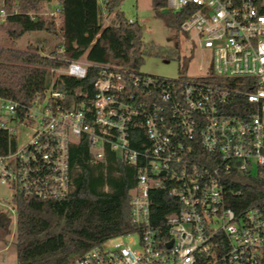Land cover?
I'll use <instances>...</instances> for the list:
<instances>
[{"label":"built area","instance_id":"built-area-1","mask_svg":"<svg viewBox=\"0 0 264 264\" xmlns=\"http://www.w3.org/2000/svg\"><path fill=\"white\" fill-rule=\"evenodd\" d=\"M259 6V0H166L173 12L188 10L179 30L207 51L197 76L163 78L85 55L67 59L61 49L48 56L66 65L51 68L50 86L28 105L0 97L6 115L0 128L7 133L0 143V180L13 197L69 195L70 150L77 142L89 144L94 161L112 155L136 169L133 229L112 237L135 239L108 246L109 238L70 264L264 263V200L244 206L243 190L228 185L234 170L264 180ZM12 12L1 8L0 22ZM62 75L94 80L68 93L60 88ZM19 125L33 127L29 138ZM162 196L169 207L164 216L157 208Z\"/></svg>","mask_w":264,"mask_h":264},{"label":"trees","instance_id":"trees-1","mask_svg":"<svg viewBox=\"0 0 264 264\" xmlns=\"http://www.w3.org/2000/svg\"><path fill=\"white\" fill-rule=\"evenodd\" d=\"M121 1L103 0L108 14H115L113 23L103 25L99 0H0V9L13 11L5 22H0V31L11 40L29 31L59 32L60 43L50 53L64 49L61 55L67 59L85 55L90 61L139 69L147 53L164 55L167 51L145 46L142 25L136 20L130 22L118 9ZM259 1L260 11L264 13V0ZM51 3L58 8V25L53 16H30ZM152 3L156 12L178 29L189 13L186 8L180 12L169 9L161 12L166 0H152ZM189 61L190 58L185 59V65ZM66 63L49 57L41 43L29 44L26 48L0 45V97L28 105L37 93L50 86L51 68H60ZM93 80L92 76L82 80L65 75L58 77L60 88L68 93L79 85L90 88ZM18 112L23 114L24 109L19 108ZM6 137V131L0 128L2 146ZM92 157L88 143L77 142L71 146L73 189L66 197L14 195L17 264H70L88 248L133 229L130 198L136 183V169L116 161L112 155L98 162ZM228 176L231 188L243 190L238 198L244 206L264 200L263 179L236 170ZM165 200L162 196L157 207L161 216L169 211ZM9 224L7 212L0 210V228L8 230Z\"/></svg>","mask_w":264,"mask_h":264},{"label":"rangeland","instance_id":"rangeland-1","mask_svg":"<svg viewBox=\"0 0 264 264\" xmlns=\"http://www.w3.org/2000/svg\"><path fill=\"white\" fill-rule=\"evenodd\" d=\"M42 6L36 15H42L45 18L55 17L58 25L60 19L57 12ZM101 8L102 4H101ZM124 12L128 19L138 21L143 27V41L146 47L154 46L157 50H165L167 54L147 53L138 69L139 72L163 77L177 78L186 75L197 76L203 73L200 69L206 68L207 51H201L190 39V35L180 31L175 26L169 24L167 20L156 12L152 0H122L118 7ZM166 7H161L160 11H166ZM115 14L109 13L102 16L103 25L113 23ZM60 33L47 31H29L16 40L8 39L6 34L0 31V45L14 46L17 48H26L29 44L41 43L45 53H50L57 48L60 43ZM190 58L185 65V59ZM6 118L5 113L0 110V120ZM18 132L27 138L33 132V127L19 125ZM0 210L7 212L10 218L8 230L0 228V264H17L16 256V210L13 200V191L0 180ZM134 235L129 238H110L107 245H112L119 240H134Z\"/></svg>","mask_w":264,"mask_h":264},{"label":"crops","instance_id":"crops-1","mask_svg":"<svg viewBox=\"0 0 264 264\" xmlns=\"http://www.w3.org/2000/svg\"><path fill=\"white\" fill-rule=\"evenodd\" d=\"M53 8H54V7H53V3H51V4L48 5V9L53 10ZM55 9H56V8H55Z\"/></svg>","mask_w":264,"mask_h":264},{"label":"water","instance_id":"water-1","mask_svg":"<svg viewBox=\"0 0 264 264\" xmlns=\"http://www.w3.org/2000/svg\"><path fill=\"white\" fill-rule=\"evenodd\" d=\"M169 245H171V243H169Z\"/></svg>","mask_w":264,"mask_h":264}]
</instances>
